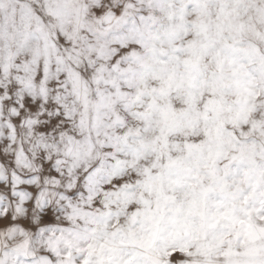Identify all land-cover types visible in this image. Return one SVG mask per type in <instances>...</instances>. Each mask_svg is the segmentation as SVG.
<instances>
[{
  "label": "snow or ice",
  "instance_id": "snow-or-ice-1",
  "mask_svg": "<svg viewBox=\"0 0 264 264\" xmlns=\"http://www.w3.org/2000/svg\"><path fill=\"white\" fill-rule=\"evenodd\" d=\"M0 264H264V0H0Z\"/></svg>",
  "mask_w": 264,
  "mask_h": 264
}]
</instances>
